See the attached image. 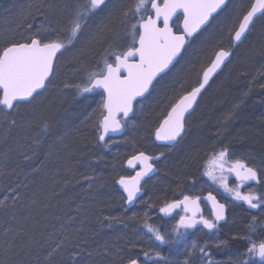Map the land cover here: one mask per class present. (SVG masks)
<instances>
[{"label":"snow or ice","instance_id":"6c2138e0","mask_svg":"<svg viewBox=\"0 0 264 264\" xmlns=\"http://www.w3.org/2000/svg\"><path fill=\"white\" fill-rule=\"evenodd\" d=\"M249 60L264 74V0L246 4L243 0H35L17 13V26L0 33V122L8 125L9 133L17 127L24 132L9 151L31 160L61 125L57 143H64L70 133L88 140L89 134L82 131L88 128L93 146L109 149L120 143L128 129L139 126L135 118L143 116L145 105L150 104L154 118L145 119L144 127L164 151L132 153L126 164L136 170L135 175H120L115 181L122 189L120 198L134 205L159 171L156 164L165 153L178 152L184 144L190 133L189 118L216 79L225 69L231 75L230 65ZM241 78L248 85L241 100L210 130L209 137H197L181 157L186 169L195 165L207 178L208 194L194 195L191 188L184 191L188 177L178 175V198L159 204V213L175 221L170 229L149 223L146 211L143 231L126 241V253L123 249L112 253L107 241L98 251L118 256L121 264H173V249L194 230L207 239L185 246L178 264H264V155L258 158L251 149L238 151L226 142L243 98L256 84L250 71L238 70L233 82ZM259 86L264 89V84ZM96 96L100 99L89 111ZM69 101L80 109L79 123L60 116ZM3 140L7 142V135ZM64 147L75 151L67 144ZM8 159L4 153V167ZM230 177L235 183L229 182ZM83 179L90 190L97 177L89 174ZM19 188L20 184L0 187V216L7 217L0 219V264H85L84 253L91 257L93 252L86 247L83 229L64 224L53 231L33 229L30 215L16 210L24 195ZM214 190H222L228 198L222 202ZM202 200L210 205L207 215ZM35 203L32 200L25 207L30 210ZM145 203L148 209L157 206L156 201ZM230 206L240 207L251 219L243 230H230L221 237V222L229 223ZM137 218L136 213L109 214L101 224L129 228ZM75 220L69 216L67 223ZM139 240L146 241L148 250ZM233 242L241 243L242 250L238 248L227 261L214 258L213 248L223 251ZM162 246H168L169 255ZM137 248L140 251L134 252Z\"/></svg>","mask_w":264,"mask_h":264},{"label":"trees","instance_id":"16d2710c","mask_svg":"<svg viewBox=\"0 0 264 264\" xmlns=\"http://www.w3.org/2000/svg\"><path fill=\"white\" fill-rule=\"evenodd\" d=\"M34 2L35 0H0V33H3L7 28L17 26V13L22 6ZM258 67L259 65L253 60H249L247 63H236L229 66L231 75H229V70L225 69V72L216 79L209 90L208 97L206 94L203 102L205 104L203 106H210L211 115L202 120L198 116L200 119L194 121L192 135L178 152L172 153L177 159L174 162L171 161V166L166 169L165 163L167 160L169 161L170 154L164 161V170L158 174L159 183L147 188L146 196L154 197L157 206V202L173 197L178 191H181L176 187L178 175L184 174L188 177L184 189L188 188V182L192 179L196 167L193 165L186 169L181 163V157L193 145L197 137H209L210 130L224 118L234 104L241 100L242 92L247 91L248 85L243 78L233 82L240 69H245L256 75V84L248 96L243 98L244 102L240 104L238 115L232 121L230 130L226 134V142L238 151L251 149L258 158L264 155V94L261 93L259 97V92L261 90L264 92V89L259 86L264 84V74L257 72ZM225 74L229 75L228 81H223L221 86H218L219 80ZM257 96L259 98H255ZM49 99L52 97L49 96ZM99 99V96L94 98L89 111L91 107H95ZM147 105L144 113L146 116L139 121L138 118L142 116L135 118L139 125L138 129L134 131L135 133L128 135L126 131L119 138L120 143L112 145L109 149L94 147L91 142L92 130L88 128L82 130L89 134L88 140L82 141L75 133H70L64 143H57L56 136L63 128L61 125L44 141L43 146L31 160H25L19 152L9 151L10 148L15 147V141L24 135L23 130L17 127L9 133L7 132L8 125L0 122V187L20 184L19 191L24 195L16 210L22 216L30 215L28 223L33 229L53 231L54 228H59L62 224L70 229H83L82 235L88 240L86 247L93 252L91 257H88L87 252L84 253L85 264H121L118 256L103 255L102 250L98 251V249L107 241L112 246V253H116L117 249H123V252L126 253L128 251L126 241L135 240L139 232L143 231L144 213L150 211L145 209L146 205L139 206L142 204L141 202L132 209L127 208L120 198L121 195L115 181L120 176L119 169L124 170L123 164L132 153L142 150L151 152L146 148L151 149V146L147 144L149 140H152L144 127V121L153 119L155 111L153 109L147 111ZM63 108H67V114L64 113ZM63 108L60 116L67 115L69 120H75L76 123H79V120L83 118V116L77 118L76 114L80 112V109L71 101L63 105ZM5 135L8 137L7 142L3 140ZM122 139L126 140L125 145V141L123 142ZM64 144L69 145L75 151L70 153V149L65 148ZM152 145L156 150L159 148L153 141ZM199 146L196 145V147ZM4 153H8L9 156L7 167H4ZM28 154L32 155L30 152ZM34 168L39 170L33 171ZM89 174L97 177L90 190L87 182L83 179L85 175ZM158 197L161 199L157 200ZM32 200H35L36 203L32 204L29 210L25 206L29 205ZM155 208L157 207L152 210ZM121 213L125 217L136 213L138 218L136 221L130 222L129 228H123L121 225H114L112 228L102 226L101 222L105 215H120ZM69 216L76 217V220L71 224L67 223ZM148 218L150 219V216ZM0 219L6 220L7 217L0 216ZM250 219L251 217L246 215L240 207L236 208L232 214L229 213V223L225 224L224 233L220 236L225 237L230 230H243L245 222ZM148 222L150 223V221ZM259 231L260 229L257 234ZM138 243L148 250L145 240H139ZM238 248L242 250L241 243L233 242L228 249L223 251L213 248L212 253L216 260L227 261L229 255L234 254ZM133 251L139 252L140 249H133ZM56 259L61 260L62 258L57 257ZM171 259L178 264V261L183 257L171 256Z\"/></svg>","mask_w":264,"mask_h":264},{"label":"flooded vegetation","instance_id":"af4514ba","mask_svg":"<svg viewBox=\"0 0 264 264\" xmlns=\"http://www.w3.org/2000/svg\"><path fill=\"white\" fill-rule=\"evenodd\" d=\"M154 144L157 146V144L155 142H154ZM126 160H125V163L123 164V168H124V171H125V174H123V175L124 176H133L134 173L136 172V170H133V171L128 170L126 168V166H125L126 165ZM156 167L158 168L157 164H156ZM158 174H159V171H157V173L151 179H153ZM148 181H150V180H148ZM229 182L230 183H235L234 177H230L229 178ZM147 183H149V182H147ZM206 186L207 185L203 184L202 181H199L198 183H195V185L190 184V186L187 189H183V190L184 191H188V189L191 188L192 194L200 195V196L203 197V196H206L208 194V192L211 190V189H208ZM116 187H117V184H116ZM144 187L146 188V186H144ZM145 188H143V190L141 192V195L139 197V200L134 205H127L125 203L124 204L127 206V208H131L132 209V208L136 207L139 202L144 203L143 207H144V205H146L145 209L150 211L149 212L150 219L148 218V221H150V223L153 224L154 226L161 228L162 230L163 229H168L167 226L170 223H172V225H173L175 221L172 220L170 217H166L165 218L164 216H162V214L159 213V204L162 203L164 199H167V200L171 201L172 199L178 198L179 191H178L177 194L173 195V197L164 198L163 200L157 202L158 203V206H156L157 208L152 210V209H148L147 203H145V202L146 201L147 202L155 201V198L151 197L150 195L146 196V193H147L148 189H145ZM117 189H118V187H117ZM118 192L120 193V195H122V193H121V191L119 189H118ZM213 194L218 195V198H220L222 202H223L224 199L228 198L226 196V194L223 193L222 190H218V191L214 190ZM144 197H146V198H144ZM143 199H145V200H143ZM201 206H202V210L205 213V215L210 213L211 209H210V207H209V205H208V203L206 201L202 200L201 201ZM236 208H239V207H231L230 206L227 209L228 220H229V213L232 214L234 211H236ZM139 209H141V208H139ZM222 225H223V227L221 228V231H220L219 235L224 233L223 230H224L225 224L222 223ZM205 232H206V230H205ZM206 239H207L206 235H204L202 233H199V232H196V231L193 230L192 233L183 241V243H181L178 247H175L173 249V251H172V253L170 255L172 256V255L175 254L174 252H179V254H178L179 257H177V258L183 257L185 246H190L192 241H196L198 243H202ZM162 250H163L165 255H169L168 246H162ZM173 264H176V263L173 262Z\"/></svg>","mask_w":264,"mask_h":264},{"label":"rangeland","instance_id":"374dc122","mask_svg":"<svg viewBox=\"0 0 264 264\" xmlns=\"http://www.w3.org/2000/svg\"><path fill=\"white\" fill-rule=\"evenodd\" d=\"M233 2H235V0H233ZM243 2L246 4L247 2H248V0H243ZM257 24L259 25V22H257ZM203 39V37H201V38H199V39H197L196 41H195V43L192 45V49H190V51H192V50H194L200 43H201V40ZM247 43V42H246ZM225 75H227V74H225ZM225 75L223 76V78L222 79H220L219 81V84H217L218 86H221V82H223V81H225L224 80V77H225ZM206 96V95H205ZM207 97H208V94H207ZM203 102H204V98L201 100V103H200V106L196 109V112L195 113H193V115H192V117H190L189 118V127H190V133H189V136H191L192 135V132H194V121H196V120H198V119H200L199 117H201V120L203 119V118H206V117H208V116H210L211 114H210V106H203V105H205V104H203ZM211 103H212V101H211ZM210 104V103H209ZM146 106V105H145ZM203 106V107H202ZM206 109H205V108ZM150 109H152L151 108V105L150 104H148L147 105V111L149 110L150 111ZM201 109V110H200ZM145 110H146V107H145ZM152 111V110H151ZM145 113V112H144ZM195 115V116H194ZM146 115L144 114V116H142V117H139L138 118V121L139 120H142V118L143 117H145ZM194 116V117H193ZM199 116V117H198ZM198 117V118H197ZM193 119V120H192ZM193 121V122H192ZM195 126H196V124H195ZM196 128V127H195ZM138 129V127L137 128H130V129H128L127 130V132H128V135L130 134V133H133L134 131H136ZM193 130V131H192ZM135 133V132H134ZM189 136L186 138V140L185 141H187V139L189 138ZM128 138V137H127ZM123 140V139H122ZM125 141V142H124ZM123 142H124V145H125V143H126V140H123ZM185 143V142H184ZM147 145H150L151 146V149H149L148 147H146L149 151H151L152 153L153 152H159V151H164V148L163 147H159V148H157V150H156V148H154V146L152 145V141H150L149 140V142H148V144ZM133 146V145H132ZM183 147V145L180 147V148H182ZM172 153H174V152H166L165 153V158L164 159H161L158 163H157V165H158V167H159V173H161L162 172V170H164L163 168H164V161L167 159V157H168V159H169V161L167 160L166 161V163H165V168L166 169H168L170 166H171V164H172V162L171 161H175L177 158H174L175 157V155H172ZM170 157H171V159H170ZM254 162H256V161H254ZM170 163V164H169ZM258 163V162H257ZM168 164H169V166H168ZM172 168V167H171ZM119 171L121 172L120 173V175L122 174H125V171L124 170H121V169H119ZM158 176L159 175H157V176H155L153 179H151L150 181H148L149 183H147L145 186H146V188L145 189H149V187L150 186H153L154 184H156V183H159V178H158ZM193 179V178H192ZM192 179H190L189 180V183L191 184V180ZM199 179H201V181L203 182V184H205V185H207L206 187L208 188V189H210L209 188V182L207 181V178L206 177H203V176H201L200 174H199ZM196 180V179H195ZM214 187V186H213ZM215 191H218V190H215ZM144 198H146V197H144ZM143 200H145V199H143ZM144 203H142V204H138L139 206H141V205H143ZM171 225H172V223H170L168 226H167V228L168 229H170L171 228ZM226 231V230H225ZM175 253V256L176 257H179L178 256V254H179V252H174Z\"/></svg>","mask_w":264,"mask_h":264},{"label":"bare ground","instance_id":"6f19581e","mask_svg":"<svg viewBox=\"0 0 264 264\" xmlns=\"http://www.w3.org/2000/svg\"><path fill=\"white\" fill-rule=\"evenodd\" d=\"M263 90H261L260 92H259V97L261 96V93H263L264 94V92H262ZM258 96L257 97H255V98H259ZM193 120V119H192ZM193 122V121H192ZM139 146V145H138ZM139 147H141V146H139ZM142 147H144V146H142ZM159 152H153V154H158ZM192 178L193 179H196V183H198L199 181H201V179H199V172L196 170V168H195V172H194V175L192 176ZM188 187L190 186V183L188 182V185H187ZM173 257H176L175 256V254L174 255H172ZM177 258V257H176Z\"/></svg>","mask_w":264,"mask_h":264},{"label":"water","instance_id":"95a60500","mask_svg":"<svg viewBox=\"0 0 264 264\" xmlns=\"http://www.w3.org/2000/svg\"><path fill=\"white\" fill-rule=\"evenodd\" d=\"M156 144H157V143H156ZM125 166H126V168H127L128 170H131V171L135 170V169L129 168V167L127 166V164H126ZM156 173H157V172H156ZM156 173H155V174H156ZM155 174H154V175H155ZM134 175H135V173H134ZM134 175H133V176H134ZM154 175H152V177H153ZM117 187H118V189H119V190L121 191V193H122V189H120L119 185H117ZM122 194H123V193H122ZM140 195H141V193H140ZM140 195H139V197H140ZM206 202H207V201H206ZM209 207H210V205H209ZM210 209H211V208H210ZM165 218H166V217H165ZM221 223H223V222H221Z\"/></svg>","mask_w":264,"mask_h":264}]
</instances>
